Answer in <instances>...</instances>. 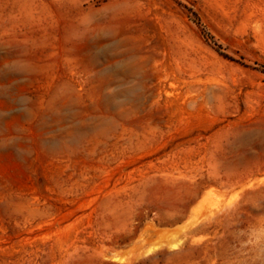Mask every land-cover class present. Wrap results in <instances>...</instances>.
Returning a JSON list of instances; mask_svg holds the SVG:
<instances>
[{
  "label": "rangeland",
  "instance_id": "obj_1",
  "mask_svg": "<svg viewBox=\"0 0 264 264\" xmlns=\"http://www.w3.org/2000/svg\"><path fill=\"white\" fill-rule=\"evenodd\" d=\"M0 264H264V0H0Z\"/></svg>",
  "mask_w": 264,
  "mask_h": 264
},
{
  "label": "bare ground",
  "instance_id": "obj_2",
  "mask_svg": "<svg viewBox=\"0 0 264 264\" xmlns=\"http://www.w3.org/2000/svg\"><path fill=\"white\" fill-rule=\"evenodd\" d=\"M170 240V239H169ZM175 241V240H174ZM168 242H170V241H168ZM174 245V242L172 241V242H170L169 243V246L168 247H172ZM152 250V248L151 249H149V251H151Z\"/></svg>",
  "mask_w": 264,
  "mask_h": 264
}]
</instances>
